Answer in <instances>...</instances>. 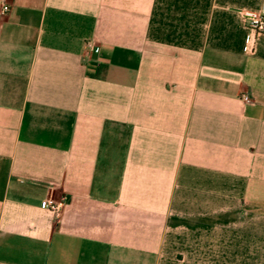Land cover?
Returning <instances> with one entry per match:
<instances>
[{"label": "crops", "instance_id": "obj_1", "mask_svg": "<svg viewBox=\"0 0 264 264\" xmlns=\"http://www.w3.org/2000/svg\"><path fill=\"white\" fill-rule=\"evenodd\" d=\"M11 1L0 264H264V0Z\"/></svg>", "mask_w": 264, "mask_h": 264}, {"label": "built area", "instance_id": "obj_2", "mask_svg": "<svg viewBox=\"0 0 264 264\" xmlns=\"http://www.w3.org/2000/svg\"><path fill=\"white\" fill-rule=\"evenodd\" d=\"M12 5L11 0H4L2 6V13H6L10 10ZM244 17V22L248 29L250 30L247 39L245 49L248 52H253L256 44V35L260 33H264V13H252L249 11L242 12ZM91 49H95V45L89 43ZM242 99L246 102H251V97L247 93L242 94ZM43 207L52 211L56 215H59L64 207V200L54 199L52 197H48L44 203Z\"/></svg>", "mask_w": 264, "mask_h": 264}]
</instances>
